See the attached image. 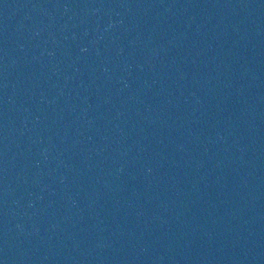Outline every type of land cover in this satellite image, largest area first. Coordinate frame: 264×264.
<instances>
[{
    "label": "water",
    "instance_id": "95a60500",
    "mask_svg": "<svg viewBox=\"0 0 264 264\" xmlns=\"http://www.w3.org/2000/svg\"><path fill=\"white\" fill-rule=\"evenodd\" d=\"M0 264H264V0H0Z\"/></svg>",
    "mask_w": 264,
    "mask_h": 264
}]
</instances>
